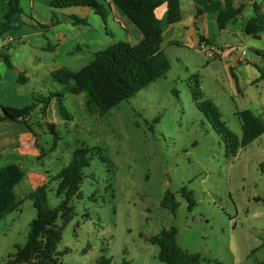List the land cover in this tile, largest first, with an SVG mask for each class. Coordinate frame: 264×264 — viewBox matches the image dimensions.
Wrapping results in <instances>:
<instances>
[{
    "label": "rangeland",
    "instance_id": "1",
    "mask_svg": "<svg viewBox=\"0 0 264 264\" xmlns=\"http://www.w3.org/2000/svg\"><path fill=\"white\" fill-rule=\"evenodd\" d=\"M80 9L88 11L86 24L73 25L54 45L46 37L50 24L42 25L39 17L33 19L37 25L26 20L6 30L11 63L19 68L26 58L24 91L36 98L66 94L49 70L78 71L97 51L116 41L129 42L138 33L126 20L122 21L130 34L121 28L107 6L105 21L87 8ZM163 9L156 13L159 18ZM251 15V7L243 12L244 19ZM53 19L65 21L60 12L46 17L48 22ZM41 26H48L47 31ZM21 34L27 35L22 38ZM229 42L254 57L253 48L264 51V26L260 39L242 34L221 41ZM164 52L169 72L106 113L88 114L82 106L84 94L75 102L63 101L72 120L65 119L67 127L59 126V134L56 131L59 140L54 150H50L52 134L42 129L39 141L47 153L40 160L27 161L26 166L48 172L50 178L69 163L81 144L95 148L89 167L82 171L79 192L69 202L72 217L57 245L61 264H98L102 259L108 264H163L157 258L158 246L145 238L172 226L177 229L178 246L198 254V264H264V173L260 168L264 133L236 155L226 156L221 138L197 110L191 94L197 82L204 98L214 102L227 127L240 138L235 113L253 110L256 101L264 105V81L250 84L260 72L250 64L233 71L241 95L223 59L210 60L204 51L180 47ZM258 61L264 72V57ZM32 103L34 99L28 106ZM37 118L41 116L33 110L35 132L40 131ZM56 184L51 179L46 183L51 208L63 199L55 194ZM29 190L25 180L15 188L18 198ZM189 191L194 199L191 209L184 195ZM166 193L178 202L175 214L161 206ZM35 215L32 201L24 199L0 221V264H7L8 255L25 244Z\"/></svg>",
    "mask_w": 264,
    "mask_h": 264
},
{
    "label": "trees",
    "instance_id": "2",
    "mask_svg": "<svg viewBox=\"0 0 264 264\" xmlns=\"http://www.w3.org/2000/svg\"><path fill=\"white\" fill-rule=\"evenodd\" d=\"M2 0H0L1 2ZM110 3L119 13L122 20L136 28L140 37L135 43L116 41L107 48L97 51L93 60L79 69L70 70L66 67L58 68L51 73V77L64 87L70 94H88L87 110L90 114L106 113L122 101H125L153 82L162 79L170 70V62L165 55L161 43L164 30L182 18L180 0H51V14L70 8H87L99 15L103 21L106 18L105 6ZM162 5L166 11L162 19L157 18L156 10ZM242 11V5L219 12L216 23L219 29H224L227 22L234 20ZM22 13L20 0H7L3 20L6 22L15 14ZM72 25L86 24L85 19L74 15L67 16ZM56 22L55 19L49 26ZM264 26V15L253 6V16L244 27L247 35L259 39ZM47 29L48 26H41ZM203 39L200 38V42ZM264 57V51L256 50ZM3 61L7 68L12 64L6 55ZM260 77L264 79V72L259 68ZM232 79L237 83L235 75L231 72ZM26 81L24 74L19 75L18 82ZM191 94L197 110L210 123L216 134L224 144L226 156H234L239 149L252 144L264 133V121L250 109L238 110L235 114L241 127V137L232 132L221 118L219 108L210 99H205L197 82L191 86ZM62 94L49 93L47 96L34 97L35 103L22 108L0 106V119H8L24 124L34 132L30 122L31 113L36 105L40 104L42 119H45L48 106L53 97ZM64 119L70 116L60 108ZM155 118L153 122L155 123ZM41 129H47L52 134V147L54 150L59 140L55 127L45 123ZM95 148L85 147L81 144L74 150L69 163L56 173L51 180L55 181V194L62 197L61 203L51 208L48 205L46 183L36 187L18 198L15 192L24 179L25 173L17 164H9L0 168V221L17 210L24 199H30L35 209V218L30 223L27 239L22 247H16L7 258V264H61L57 245L61 239L64 226L71 220L72 207L69 202L77 196L83 180V169L89 167V160ZM49 150V151H50ZM48 151V152H49ZM47 152L41 151L39 158ZM260 168L264 173V162ZM187 194L188 208L194 206L192 192ZM161 206L175 214L178 202L172 193H166L161 201ZM58 219L61 224L58 225ZM177 229L169 227L162 229L158 234L145 238L150 244L159 248L158 260L163 264H198L200 257L196 253L182 250L176 242ZM98 264H108L102 259ZM126 264V263H124Z\"/></svg>",
    "mask_w": 264,
    "mask_h": 264
},
{
    "label": "crops",
    "instance_id": "3",
    "mask_svg": "<svg viewBox=\"0 0 264 264\" xmlns=\"http://www.w3.org/2000/svg\"><path fill=\"white\" fill-rule=\"evenodd\" d=\"M49 1L50 0H20L22 13L13 15L10 20L6 22L3 20V14L6 10L7 0H2L0 2V35L2 33L5 36L6 30L13 26L17 27L18 22L25 23V21L28 20L29 22L36 24V22L33 20L36 17H39L43 21L42 25L51 24V20L49 22L46 20L47 15L49 13L51 14ZM107 4L108 8L114 15L115 21L120 24L121 28L129 33L128 27L123 23L118 11L110 3ZM240 5H242V11L239 16L234 20L227 22L224 29H219L216 23V18L219 12L222 10L237 8ZM254 5L258 8L259 13L264 15V0H180L182 18L179 22L168 26L164 30L161 47L163 51L166 48L169 49L172 47L187 48L189 50H200L199 47L201 44H203L207 49L220 51L217 58L210 60L223 59L229 69L230 75L231 72L234 74V70L242 69L243 64H250L258 70L259 67L257 63H259L258 57H260V55L256 53V50L258 49L253 48V52H250L252 54L254 53V57H247L245 51L240 52L238 50L237 44H234L233 42L224 44L221 43L222 39L238 37L242 34H246L244 27L253 16ZM162 7L164 9L162 13H160V18L156 15L159 19L163 18L166 11V6L162 5L156 10V13H158V10ZM249 7L252 8V15L244 19L243 12ZM46 12L47 14H45ZM58 12H60L65 21L62 20L63 22L60 23V21L55 19L56 22L50 26L51 30H46V37L49 39L52 45L60 42V40L65 37L66 33L72 30L73 25L69 20L66 19L67 16L74 15L76 17H81L80 19H85L88 14L86 9L80 8H70ZM242 20H244V22H241ZM239 23L241 26L237 27V24ZM40 30L45 31L42 30L41 27ZM21 35L23 38L27 34ZM4 36H1L2 41L0 45V106L12 108L26 107L29 105L30 101L34 99V94L32 92L23 90V85L28 82V78L26 77L24 71V61L26 58L19 62V68L15 67L13 63H11L13 64L12 68H7L3 61V55H6L11 62L10 56L8 55L10 39H7V36ZM139 37V33H137V35L135 33L134 38L133 36H130L129 42L133 44L135 43L133 39H136L137 41ZM200 38L203 39L202 42H200ZM49 71L51 74L53 70ZM21 74H24L26 77V81L23 82V84L18 82V77ZM263 81L264 79L261 78L260 75H255L250 84L258 85ZM236 82L237 83L234 82L236 92L238 94L244 95L240 91L238 79ZM81 94H84L82 100L83 109L88 114H90L87 110L88 94H70L66 92V94H63L61 97H53L48 106L45 119H42V117L40 119L37 118L35 123L38 125V127L39 125L42 126L45 123H51L54 125L55 130L59 134V126L64 128L67 127V122L62 117L60 108L64 109L65 112L70 116L69 120H72L69 110L63 105V101H67L69 99L72 100V102H75L79 100V97L82 96ZM40 107L41 105L38 104L34 110L38 111L41 116ZM251 111L260 117L261 120H263V104L256 101L255 106ZM38 129L41 132H35V130H33L34 132H31L24 124L20 122L8 119H0V168L9 164H17L25 173L23 181L25 180L26 183L30 185V189L32 190L44 183H47L49 179H51L47 174L48 172H39L35 170V168L30 169L26 166L27 161L40 160L39 156L41 151H44V147L41 146L39 141L40 137H42L41 133L44 131L41 128ZM32 190H29L28 192ZM25 193L27 192H22V196Z\"/></svg>",
    "mask_w": 264,
    "mask_h": 264
},
{
    "label": "built area",
    "instance_id": "4",
    "mask_svg": "<svg viewBox=\"0 0 264 264\" xmlns=\"http://www.w3.org/2000/svg\"><path fill=\"white\" fill-rule=\"evenodd\" d=\"M199 49L201 51H204L210 59H213L216 55L220 53L219 50L207 49L203 44L200 45Z\"/></svg>",
    "mask_w": 264,
    "mask_h": 264
}]
</instances>
